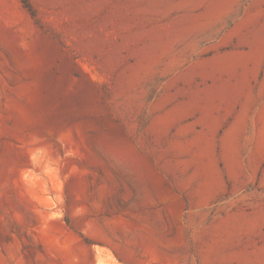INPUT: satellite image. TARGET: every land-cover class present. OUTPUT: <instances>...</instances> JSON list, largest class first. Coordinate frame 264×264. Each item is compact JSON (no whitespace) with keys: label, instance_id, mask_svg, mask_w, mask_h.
Returning a JSON list of instances; mask_svg holds the SVG:
<instances>
[{"label":"rangeland","instance_id":"obj_1","mask_svg":"<svg viewBox=\"0 0 264 264\" xmlns=\"http://www.w3.org/2000/svg\"><path fill=\"white\" fill-rule=\"evenodd\" d=\"M0 264H264V0H0Z\"/></svg>","mask_w":264,"mask_h":264}]
</instances>
